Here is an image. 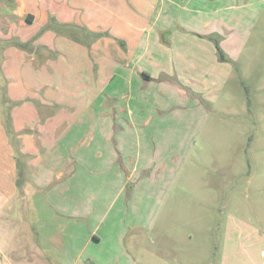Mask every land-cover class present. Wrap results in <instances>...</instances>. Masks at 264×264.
<instances>
[{"label": "crops", "instance_id": "obj_1", "mask_svg": "<svg viewBox=\"0 0 264 264\" xmlns=\"http://www.w3.org/2000/svg\"><path fill=\"white\" fill-rule=\"evenodd\" d=\"M177 2L205 14L207 34L217 23L209 41L217 42L212 52H221V63L230 62L225 56L237 60L240 42L264 20V0H171ZM153 4L0 1V264H112L102 257L112 234L118 254L127 259L129 233L119 230L129 203L134 197L161 202L170 193L176 146L171 105L160 109L149 132L137 126L139 120L145 124L144 110L139 115L131 109L141 93L135 85L171 87L170 67H140L151 46L159 51L174 40L172 33L154 34L150 18L130 9ZM239 9L257 11L247 33L239 29L244 19L234 16ZM23 12L29 19L17 23ZM225 12H231L228 21ZM79 56L85 60L82 70L72 64ZM111 88L121 91L109 93ZM160 96L171 99L168 90ZM142 227L138 220L126 226Z\"/></svg>", "mask_w": 264, "mask_h": 264}, {"label": "rangeland", "instance_id": "obj_2", "mask_svg": "<svg viewBox=\"0 0 264 264\" xmlns=\"http://www.w3.org/2000/svg\"><path fill=\"white\" fill-rule=\"evenodd\" d=\"M153 5L130 9L150 18L154 34L172 33L174 40L159 51L151 46L140 67L152 70L156 62L170 67L171 87L135 85L141 93L131 109L139 115L144 110L145 124L139 120L137 126L149 132L159 112L171 105V145L176 146L171 149L170 193L161 202L134 197L119 230L120 235L128 230L129 257L118 254L115 234L106 239L102 257L106 254L112 264L119 255L121 264H264V20L248 35L256 9L235 11L244 19L240 31L247 34L237 60L225 56L230 62L221 63V52H212L217 42L209 41L217 23L207 34L199 9L171 0ZM230 13L223 14L224 20ZM20 18L26 20V13L17 15V23ZM186 35L192 37L180 40ZM74 59V69H84L83 56ZM113 90L121 91L108 92ZM167 90L169 102L160 96ZM81 109H87L85 103ZM97 146L93 143V149ZM137 220L144 228H126Z\"/></svg>", "mask_w": 264, "mask_h": 264}, {"label": "trees", "instance_id": "obj_3", "mask_svg": "<svg viewBox=\"0 0 264 264\" xmlns=\"http://www.w3.org/2000/svg\"><path fill=\"white\" fill-rule=\"evenodd\" d=\"M28 17H29V16H27V19H29ZM28 21H29V20H28Z\"/></svg>", "mask_w": 264, "mask_h": 264}]
</instances>
